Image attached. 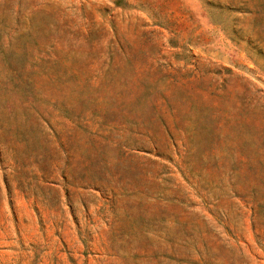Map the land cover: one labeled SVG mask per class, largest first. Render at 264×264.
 <instances>
[{
  "label": "rangeland",
  "instance_id": "rangeland-1",
  "mask_svg": "<svg viewBox=\"0 0 264 264\" xmlns=\"http://www.w3.org/2000/svg\"><path fill=\"white\" fill-rule=\"evenodd\" d=\"M0 264H264V0H0Z\"/></svg>",
  "mask_w": 264,
  "mask_h": 264
}]
</instances>
